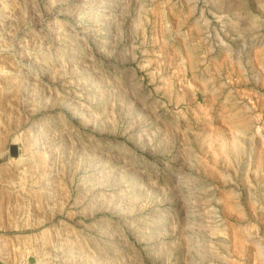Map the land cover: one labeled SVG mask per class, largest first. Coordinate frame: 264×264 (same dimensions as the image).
Listing matches in <instances>:
<instances>
[{"label":"rangeland","instance_id":"rangeland-1","mask_svg":"<svg viewBox=\"0 0 264 264\" xmlns=\"http://www.w3.org/2000/svg\"><path fill=\"white\" fill-rule=\"evenodd\" d=\"M0 264H264V0H0Z\"/></svg>","mask_w":264,"mask_h":264}]
</instances>
